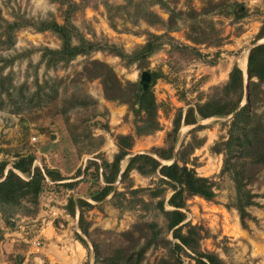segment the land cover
Returning a JSON list of instances; mask_svg holds the SVG:
<instances>
[{"label":"rangeland","instance_id":"obj_1","mask_svg":"<svg viewBox=\"0 0 264 264\" xmlns=\"http://www.w3.org/2000/svg\"><path fill=\"white\" fill-rule=\"evenodd\" d=\"M77 1L80 8L74 14V22L86 37L93 35L98 41L114 42L128 51L144 40L146 30L161 31L157 25H150L142 19L135 22L133 7L111 11L113 25L110 24L104 3L116 4L122 0ZM218 1L224 3L198 15L191 23L179 19L178 27L169 31L174 40L164 42L151 53L144 68H137L133 63L127 64L119 56L101 49L93 50L88 55L77 54L67 62H57L54 66L47 67L39 60V48L44 45L58 48L60 39L49 30L37 31L29 26L15 30L10 45L0 43V73L3 83V88H0V158L12 159L15 150L24 152L29 149L34 153V163L60 168L65 178H74L75 170L79 169L78 184L67 191V197L74 192L89 194L101 185L100 176H95L92 166H85L86 159L92 158L99 162L100 157H103L110 160L116 150L114 134L132 131V115L125 103L103 96L97 78L87 79L80 75L82 64L88 57L107 62L121 81L139 79L142 69L160 70L161 74L152 85L157 101L159 128L149 134L135 136L130 152L145 151L151 145L162 144L177 107L183 108L186 101L203 99L211 86L226 80L232 63L245 67L248 46L253 44V35L264 20V0L257 3L255 0H191L195 8ZM232 1L243 5L246 10L243 16L235 18L225 9V3ZM169 3L176 8L185 6L184 0ZM148 6L163 18L166 17V12L158 4ZM19 14L32 19L54 16L60 20V9L55 1L0 0V21L1 17L12 19ZM258 40L264 41V36L254 42ZM28 48L32 50L27 51ZM16 52H22V55L11 62H3L2 58L10 57ZM72 91L87 94L94 99L95 105L92 107L89 104L81 110H67L66 115L72 124H81L76 128L71 124L69 129L60 110L62 107L59 99ZM103 108L107 109L105 114L95 110ZM227 118L228 116L212 115L199 119L201 127H195L199 121L197 120L196 124H180L176 131L178 136L175 134V150L180 142L185 144L189 141L192 133L203 138L202 143L189 153L187 164L193 165L197 174L214 175L216 180L213 186L216 194L212 199H204L196 194L185 198L184 221L202 226V236L199 239L201 249L214 251L225 261L264 264V169H260L255 179L248 184L256 204L247 206L253 218L246 219V226L242 227L236 209L229 204L233 197L232 181L225 174L217 176L221 154L209 150L218 134L224 133L223 120ZM104 120L107 121V129L98 126ZM69 131L84 132V138L75 145ZM98 135L102 136L99 148L94 152H86L88 147H94L99 142ZM97 151V156H94ZM119 163L124 165L125 158L120 159ZM70 170L72 172L67 173ZM129 175L132 179L130 187L151 186L156 178L153 175L142 176L135 170H131ZM116 181L115 188L123 189L118 178ZM169 192L170 189L167 188L164 197ZM64 193L66 189L57 181H46L39 193L38 210L34 215L17 212L9 225L5 224L0 215V264H16L19 249H27L30 243L33 247H48L50 254H64L67 251L72 255V242L79 243L74 230L84 237L88 245V248L84 247L85 257L76 264H101L99 261L94 262L92 239L97 243L100 255H107L114 246L122 242L121 231L130 228L132 223L141 221L153 223L154 227L161 225V215L153 206L156 197H151L150 208L130 209L112 205L108 201L109 195L83 212L89 222V234L86 236L76 225L77 212L73 215L67 213V218L63 219L58 215L50 216L40 209L41 194L61 196ZM141 195L147 197L146 191H142ZM49 201L53 202V198H49ZM46 218L50 222L45 224ZM41 223L47 226L49 232L45 229L40 232ZM144 227V231H150ZM11 230L14 231L9 233ZM160 235L173 241L169 232L162 230ZM36 239L39 241L37 245L33 242ZM139 239L142 241L143 237ZM169 244L159 240V243L148 246L141 262L166 257L170 253ZM50 259L52 263L65 264L62 261L54 262L56 260L52 256ZM180 259L181 264H193V259L183 252L180 253ZM47 260L43 258L39 264H46ZM27 264L35 263L29 260Z\"/></svg>","mask_w":264,"mask_h":264},{"label":"trees","instance_id":"obj_2","mask_svg":"<svg viewBox=\"0 0 264 264\" xmlns=\"http://www.w3.org/2000/svg\"><path fill=\"white\" fill-rule=\"evenodd\" d=\"M52 1H55L60 9L59 21L54 16L39 19L24 17L21 14L12 19L1 17L0 36L2 39L0 37V43L10 45L14 31L29 26L37 31L49 30L60 39L58 48L46 45L39 48V60L47 67L54 66L57 62H67L77 54L88 55L93 50L101 49L119 56L127 64L133 63L137 68H144L147 65V57L151 53L164 42L174 40L169 31L178 27L179 19L191 23L198 15L224 3L218 1L209 5L201 4L199 8H195L191 0H184V8H176L174 4L169 3L176 0H148L146 3H144L145 0H122L121 3L116 4L107 3L105 0L103 2H106L104 6L110 24L113 25L111 11L133 7L135 22L142 19L150 25H157L161 28L160 32L146 30L144 40L126 51L117 43L98 41L93 35L86 37L79 30L74 22V14L80 8L79 1ZM154 3L166 12L165 18L149 8L148 5ZM225 9L235 18L243 16L246 12L241 3L234 1L225 3ZM263 36L264 20L254 33L252 42L254 43L256 39ZM30 50L32 48L27 49V51ZM19 55H22V52H16L2 60L4 63L11 62ZM145 70L149 73V80L144 89L139 79L121 81L112 67L98 58H86L79 71L80 75L87 79L97 78L103 96L109 100L125 103L132 115V131L114 134L116 150L112 153L110 160L103 157H100L99 162L92 158L86 159L85 166H92L95 176H100L103 182L98 188L89 192V198L100 201L110 193L108 201L112 205L134 209L150 208L151 197H156L153 206L161 215V225L157 227H154L153 223L138 221L132 223L130 228L121 231L122 242L114 246L107 255H100L98 245L92 239L94 262L99 261L101 264H181L180 253L183 252L193 259V264H245L225 261L216 252L201 249L199 239L202 236V226L188 220L184 221L186 214L183 208L186 197L196 194L209 200L216 194L213 188L216 182L214 175H199L193 165L187 164L189 153L202 143L203 138L192 133L189 141L185 144L179 143L175 150L174 160L163 162L173 156L175 134L180 124H192L212 115H227L239 105L243 98L242 70L236 63H232L223 83L211 86L203 99L199 98L193 102L186 101L183 108L177 107L162 144L151 145L145 151L130 152L135 136L146 135L159 128L157 101L152 85L161 73L160 70L147 68ZM245 74L246 101L238 106L231 117L223 120L224 133L218 134L209 146L210 151L221 154L217 176L225 174L232 181L233 197L229 204L236 209L242 227L246 226V219L253 218L247 206L256 204L253 199L254 194L250 191L248 184L255 179L260 169H264V41L257 42L248 48L245 58ZM0 88H3L1 73ZM89 104L94 107V99L87 94L73 91L59 99V105L62 107L60 110L64 114L69 129L72 121L69 120L66 111L85 109ZM95 110L100 114L107 112L106 108L100 111ZM72 126L76 128L81 124H72ZM98 126L107 129V121L104 120ZM201 126L197 123L195 127ZM69 133L75 145L85 135L81 131H69ZM98 136L99 142L94 147H88L86 152H94L99 148L102 136ZM0 151H2L1 148ZM97 154L98 151L94 153V156ZM12 157V159L0 158V215L8 225L12 223L11 218L17 212L22 215H34L37 212L38 196L46 181H56L66 177L56 168L48 167L43 163L40 165L34 163V153L29 149L24 152L15 150ZM123 157H125V164L120 171L119 162ZM130 170H135L142 176H156L155 181L151 186L130 187L132 182L129 175ZM78 173L79 169H76L75 175ZM117 178L123 189L113 188V182ZM57 182L63 187H71L74 186L76 180ZM167 188L170 192L167 197H164ZM142 191H146L147 197L141 195ZM92 206L93 204L86 199L80 196L73 199L71 195L67 197L64 204L69 215H73L77 207L76 225L86 236L89 234V222L83 212ZM144 226L150 231H144ZM162 230L169 232L173 241L162 235L159 236ZM135 231L136 233L133 234ZM74 236L83 247L88 248L86 240L76 230H74ZM140 237H143L142 241ZM159 240L163 243H170L168 246L170 253L152 262L142 263L146 248L159 243ZM20 260L19 255L16 264H19Z\"/></svg>","mask_w":264,"mask_h":264},{"label":"crops","instance_id":"obj_3","mask_svg":"<svg viewBox=\"0 0 264 264\" xmlns=\"http://www.w3.org/2000/svg\"><path fill=\"white\" fill-rule=\"evenodd\" d=\"M259 1L260 0H255V3L259 2ZM123 158H125V157H123ZM119 166H120V171H121L124 165L122 163ZM58 170H59V172L62 175H64L60 168H58ZM71 172H72V170L68 171L67 173H71ZM77 175L78 174H76L74 178L73 177H68V178H63L61 180H56V181H73V180H76V183L74 184V186H75L76 184H78L77 178L79 176H77ZM116 183H117V181L113 183V188L116 187ZM101 184H103L102 181H101ZM72 187L73 186H71V187H64V189H66V193H64L61 196H56V195L52 194V196H53L52 197L51 194H47L46 196H43L41 194V196H40V209L43 212H46V214H48L50 216L51 215L52 216L58 215V216H61L63 219H66L67 218L66 216L68 214H67V212H66V210L64 208V204L66 202L67 195H68L67 194V191L71 190ZM77 194H79V193L74 192L71 195L72 198L75 199L76 197L80 196V197L86 199L87 201L91 202L92 204H97L99 202V201H94V200L90 199L89 196H87L88 194H86L85 192H82V194H79V195H77ZM109 195H110V193L108 195H106V198ZM49 198H53V202L52 201H49ZM101 201H103V200H100V202ZM54 202H56V203H54ZM75 212H77V207L75 208L74 213ZM42 220H44V218ZM45 221H46L45 222V224H46L47 222H50V219H47ZM50 226H51V223H50ZM43 229H45V231H48L49 232V229H47V226H44V223H41L40 224V228H39L40 232ZM13 231L11 230L9 233H11ZM44 238H46V236H44ZM72 244L74 246L73 247L74 249H73V254L71 255V253L70 252H67V251H65L64 254H62V253L61 254H53V253L50 254L48 247L47 248L46 247H43V246H36V247L34 246L33 247V245L30 243V245L28 246L27 249H25V250L24 249H19L20 256L22 258L21 264H27V261H29V260L33 261L35 264H39V262H41V260L43 258L48 259L47 262H46V264H50V263L53 262L50 259V256H52L53 258H55L54 260H56V261H54V262H61L62 261L65 264H76L81 259H83L85 257L86 250H85V248L80 243H78L76 241H75V243L72 242Z\"/></svg>","mask_w":264,"mask_h":264},{"label":"water","instance_id":"obj_4","mask_svg":"<svg viewBox=\"0 0 264 264\" xmlns=\"http://www.w3.org/2000/svg\"><path fill=\"white\" fill-rule=\"evenodd\" d=\"M260 41H263V40H258V41H256V42H254L253 44H255V43H257V42H260ZM253 44H250L249 46H248V48L251 46V45H253ZM240 69L242 70V73H243V76H244V86H243V98H242V101L239 103V105L240 104H242L243 102H245L246 101V98H247V85H246V81H245V76H246V74H245V67L244 68H241L240 67ZM148 80H149V73H148V71L147 70H145V69H142L141 71H140V73H139V82H140V84L142 85V88L144 89L145 87H146V85H147V83H148ZM238 108V106L235 108V109H233L229 114H227V115H218V116H228V117H230V116H232V114L235 112V110ZM216 116V115H215ZM198 122H200V120L199 121H197L196 123H198ZM195 123V124H196ZM178 136V133L176 134V137ZM174 158H175V148H173V156H172V158L168 161V162H171L172 160H174ZM106 198V196L102 199V200H104ZM90 245H91V243H90Z\"/></svg>","mask_w":264,"mask_h":264},{"label":"built area","instance_id":"obj_5","mask_svg":"<svg viewBox=\"0 0 264 264\" xmlns=\"http://www.w3.org/2000/svg\"><path fill=\"white\" fill-rule=\"evenodd\" d=\"M33 242L37 245L39 241L36 239V240H33Z\"/></svg>","mask_w":264,"mask_h":264}]
</instances>
